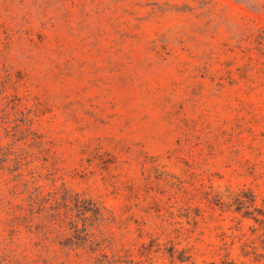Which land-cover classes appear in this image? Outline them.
<instances>
[{
  "label": "rangeland",
  "instance_id": "374dc122",
  "mask_svg": "<svg viewBox=\"0 0 264 264\" xmlns=\"http://www.w3.org/2000/svg\"><path fill=\"white\" fill-rule=\"evenodd\" d=\"M0 264H264V0H0Z\"/></svg>",
  "mask_w": 264,
  "mask_h": 264
}]
</instances>
